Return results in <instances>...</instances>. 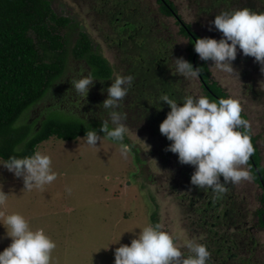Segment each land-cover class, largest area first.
Instances as JSON below:
<instances>
[{"label": "rangeland", "instance_id": "obj_1", "mask_svg": "<svg viewBox=\"0 0 264 264\" xmlns=\"http://www.w3.org/2000/svg\"><path fill=\"white\" fill-rule=\"evenodd\" d=\"M64 1L65 3L55 2L54 10L62 16L69 14L74 22H78L81 31L88 34L91 41L98 46L99 53L112 64L115 47L112 46V41H108L112 35H108L107 8L104 6L102 9L97 0ZM112 1L109 12L122 14L123 22L120 25L127 22L128 26L134 28L142 24L145 26L154 24V31L157 38L162 40L163 48L169 50L173 43H177L176 46L180 47V54L185 59L183 50L186 48V40L179 35V27L174 19L161 14V4L158 0H121L120 3L119 0ZM168 1L174 6L175 13L190 23L193 30L206 33L208 26L211 28L210 32L214 34L213 36L209 33V37L217 40L222 37V33L211 24L217 14L212 12L209 19L201 12V9L208 8L207 0ZM148 35L149 33H139V40H144ZM238 54L243 55L242 51H237L236 58ZM248 61L251 62L249 58ZM232 64L239 74L254 73L253 68L247 63L243 64L240 61V64L234 65L233 61ZM168 65L171 63H167ZM209 68L210 79L217 82L227 93V98L232 96L239 101L241 114L248 121L252 134L256 136L262 133L257 145L264 166V134L260 129L264 123V97L258 100L250 98L244 89L247 84L241 79V75L236 78L219 72L214 66ZM85 70L84 64H75L62 82L69 79L73 81L75 78L79 79L81 75H87ZM258 85L264 90V80L261 77ZM98 88L94 83L84 99L75 90L53 87L43 100L25 112L19 122L26 123L45 116L47 108L56 110L59 108L69 115L77 112L94 114L92 111L100 107L99 102L106 93L105 88L102 87V90ZM184 89L193 97L203 95L195 77H186L182 82V90ZM69 115L67 116L70 117ZM131 131L127 130L126 135L128 140L139 148L138 156L143 161L140 165L136 164L130 151L122 154L121 142H113L103 134H98L101 139L97 141V147L86 144L83 137L75 141L51 138L40 144L36 152L50 157L51 170L56 173V178L52 182L41 187L24 190L22 178L15 177L0 165V190L7 195L3 203H0V251L11 242V238L6 235L9 229L4 224V218L13 213L22 215L32 230L43 229L55 243L50 264H114V250L121 244L129 245L140 229L151 225L152 214H157L158 224L172 235L178 248H183L187 252L186 245L190 240L201 243L206 237V230L198 227L189 228L186 218L190 210L180 207L175 195L172 196V187L170 190L173 179L167 180L163 175V159L159 154L161 143L154 139L148 141L146 134L139 135ZM3 163L0 160V164ZM241 170L247 171L248 168L246 166ZM178 183L180 184V181ZM181 183L184 185L182 190L187 187L188 192L196 194L197 188L190 182L182 180ZM192 186L194 189H189ZM228 186V194L234 196L237 204L241 205L240 201L246 202L249 223L253 212L261 206V190L253 179L250 182L229 183L226 188ZM223 224V221L215 224L218 232L214 234L215 238L223 233L231 235L232 240L236 239L237 242L244 240V237L247 238L246 244L252 250L243 251H250L246 255H249L252 261L264 264V232L258 228L246 231L242 227L230 230ZM246 228L250 227L247 225ZM224 246L225 244L222 248ZM220 254L215 258L214 264H229L225 262V251ZM240 259L241 256L238 260Z\"/></svg>", "mask_w": 264, "mask_h": 264}, {"label": "trees", "instance_id": "obj_2", "mask_svg": "<svg viewBox=\"0 0 264 264\" xmlns=\"http://www.w3.org/2000/svg\"><path fill=\"white\" fill-rule=\"evenodd\" d=\"M57 1L65 3L64 0H0V160L5 162L10 156H31L40 144L51 138L75 141L84 137L85 133L92 128L97 130V134L106 136L99 129L102 120H108V113L111 111L101 104L107 98V91L104 95L101 94L103 100L99 102L100 107L92 111L94 114H78L77 112L69 115L59 108L57 110L47 108L45 116L26 123L19 122L25 112L30 111L43 100L53 87H67L70 91L75 90L71 86V79L62 82L75 64L85 65V72L87 74L91 72L96 79L94 83L97 88L99 87L98 90H102V87L107 90L117 75H131L133 77L131 87L116 110L125 116L123 123L126 125V131L132 130L131 132L139 135L146 134L148 141L154 139L161 143L159 154L163 159V175L167 180L173 179L170 183L172 196L175 195V200L182 209L190 210L186 218L189 228L198 227L207 232L205 240L201 242L210 252L207 262L214 264L215 258L225 251V262L229 264H238L240 256L239 264L262 263L252 261L251 257L246 255L250 251H243L244 249L252 250L246 244L247 238L244 237V240L237 242L236 239L232 240L231 235H225V233L216 238L214 235L218 233L215 224L220 221H223V226L226 225L225 228L230 230L242 227L246 231L258 228L264 232V166L261 163L262 155L257 145L262 133L261 136L258 134L254 136L249 127L246 130L240 129L241 132L247 131L249 135L254 154L249 159L247 168L251 169L249 173L261 190V206L253 212L249 223L246 202L240 201L241 205L237 204L234 196L231 193L228 194L229 186L224 193L218 195L206 188H197L196 194L188 192L187 187L182 190L184 185L181 182L182 180L190 182L194 166L179 163L178 155L166 150L171 142L160 133L159 125L166 118L170 108L165 102H158L159 97L164 93L177 99L178 102L182 97L191 95L186 93L185 89L182 90V82L186 77L175 71L173 58L182 57L180 47L176 46L177 43H173L169 50L163 48L162 40L157 38L154 31V24L151 26L142 24L132 28L125 21L126 23L120 25L123 22L122 14L109 12L113 1L97 0L102 5L101 8L105 6L108 12V18H106L108 35H112L111 40L108 41H112V46L115 47L114 61L110 64L99 53L98 46L91 41L88 34L81 31L78 22H74L69 14L62 16L54 10L53 6ZM158 2L161 4V14L174 19L179 27V35L186 40V48L183 50L185 60L191 62L194 68L200 67V75L195 78L203 96L217 101L220 98H227V93L217 82L210 79V61L200 60L196 53L193 63L195 53L193 45L196 39L209 37V33L213 34L208 26L206 33L193 30L190 23L185 22L175 13V8L170 1L158 0ZM207 2L208 8L201 9V12L209 19L212 12L219 14L221 11L240 8L264 12V0H214L212 2L207 0ZM219 9L222 10L219 11ZM68 11H70L69 8ZM142 32L149 35L140 41L139 33ZM125 33L126 36H124ZM237 51L241 50L238 48ZM240 61L243 64H249L254 70V73L248 71L249 73L239 74L247 84L244 89L248 96L255 100L263 98L264 90L258 85L259 77L264 80L261 65L255 61L254 57L238 54L234 65L240 64ZM167 63L171 65L167 66ZM104 84L106 86H103ZM158 107L161 110H158ZM241 117L246 119L242 114ZM112 127L109 121V128ZM260 129L264 134V123ZM108 139L117 142L111 138ZM121 143L129 146L136 164L143 163L138 156L139 148L128 140L126 132ZM221 181H223L222 177ZM189 189L194 188L192 186ZM203 193H205L204 196H202ZM209 219L212 220L211 223ZM157 223V214H152L151 225ZM247 225L250 228H246ZM223 244H225L224 248H222ZM181 251L185 255L188 254V251L185 252L183 248Z\"/></svg>", "mask_w": 264, "mask_h": 264}, {"label": "clouds", "instance_id": "obj_3", "mask_svg": "<svg viewBox=\"0 0 264 264\" xmlns=\"http://www.w3.org/2000/svg\"><path fill=\"white\" fill-rule=\"evenodd\" d=\"M215 29L222 33L217 40L211 37L197 38L194 51L202 61H212L219 72L239 78L233 67L237 50L245 56L255 58L264 73V12L249 8L221 11L211 21ZM211 30V28L209 29ZM175 71L184 77H198L200 67L183 57L173 58ZM131 75H117L107 88V98L102 102L105 109H111L108 120H102L99 131L114 141L122 142L126 132L125 116L117 111L120 102L131 87ZM96 79L91 72L71 81L76 92L86 99L90 87ZM158 102H165L170 111L160 123L159 131L171 143L166 150L178 155L181 164L194 166L190 183L196 188L210 189L213 194H222L229 183L250 182L251 169L242 171L253 156L247 131L248 121L241 117V105L236 98L210 100L207 96L191 95L177 99L164 93ZM158 110H161L158 107ZM109 121L112 128H109ZM85 143L97 147L101 136L97 130H89L82 138ZM122 154L129 146L120 144ZM48 155L35 152L31 156H10L3 165L17 178H22L24 190L41 187L52 182L56 173L52 172ZM221 177L223 181H221ZM7 195L0 190V203ZM9 231L10 244L0 251V264H50L55 243L41 228L32 230L25 218L13 213L4 218ZM185 255L174 244L172 235L160 224L140 229L129 245L121 244L114 250V264H207L210 257L206 245L190 240Z\"/></svg>", "mask_w": 264, "mask_h": 264}, {"label": "water", "instance_id": "obj_4", "mask_svg": "<svg viewBox=\"0 0 264 264\" xmlns=\"http://www.w3.org/2000/svg\"><path fill=\"white\" fill-rule=\"evenodd\" d=\"M195 57H196V52L194 53V56H193V63L195 61Z\"/></svg>", "mask_w": 264, "mask_h": 264}]
</instances>
